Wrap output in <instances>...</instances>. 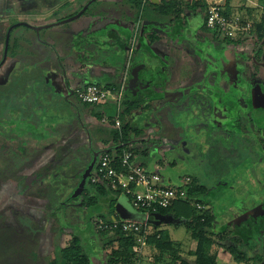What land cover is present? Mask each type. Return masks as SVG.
<instances>
[{
	"label": "rangeland",
	"instance_id": "1",
	"mask_svg": "<svg viewBox=\"0 0 264 264\" xmlns=\"http://www.w3.org/2000/svg\"><path fill=\"white\" fill-rule=\"evenodd\" d=\"M22 1L0 0V61L4 46V57L6 54L8 58L3 67V63L0 65V84L3 82L0 85V264H49L56 240L60 247H67L73 234L82 239L86 253L94 259V253L101 248L97 249V240L104 239L96 232L98 218L90 217H95L97 210L83 211L69 204L57 206L69 196V192H64L65 188L70 189L79 181L76 175L81 170L79 165L86 166L92 160L91 148L83 145L88 141L87 135H91L92 147L102 151L106 149V143L112 141L111 130H106L110 128L99 120L89 123L91 121L84 118V108L76 97H72L68 105L58 103L47 85L46 75L59 69L57 52H64L63 57L71 53L74 33L97 29V25L103 22L101 17L105 15L110 20L113 16L122 15V6H117L113 0H100L99 3V0H91L79 10V0ZM54 6L55 12L52 13L50 9ZM231 6L235 12L241 10L240 15H234L231 20L240 22L241 17L248 16L247 10L257 8L258 4L256 0H232ZM76 13L83 14L72 20ZM261 13L262 10H258L259 17ZM43 15L50 16L42 19ZM11 20L15 28L6 50L5 34ZM252 28L253 24L249 23L236 32V36L239 33L244 35L242 42L235 47L218 42L221 46L217 48L218 43L214 40H202L199 43L203 45L199 46L198 40L186 36L181 40L189 48V58H196L201 52L202 57H209L208 67L222 74L223 78L219 79L210 73L209 79H213L214 86L207 85L206 91L216 100L223 101L212 89L222 90L229 96L223 104L237 109L239 100L243 99L239 109L245 114L250 112L247 115L250 122H242V115L235 114L234 110H224L225 113L220 111L215 114L217 121L228 126V130L223 131V127L216 130L207 110L209 98L201 95L197 103L186 100L183 106L169 104L163 108L166 103L158 102L157 105L162 107L160 111H154L156 105L151 106L153 112L148 111L149 120L139 114L142 119L136 124L142 132L138 138L142 142L139 150L146 152L148 157L143 161L154 159L158 166L156 169L166 180L174 185L176 182L187 183L191 180L189 175L201 173L204 183H216L207 208L219 215L220 225L225 226V242L241 246L248 258L247 263H236L230 253H224L220 254L219 264H261L258 259L264 261V240L258 242L264 239V209L261 208L264 204V128L261 126L264 123V117H261L264 107L257 106L259 101L264 100V66L260 65L257 74L253 75L248 61L249 57L255 58V52L264 40L256 46L257 39ZM248 38L254 41L245 44ZM60 44L63 46L55 50V45ZM100 56L98 58L95 54V60L106 59L103 54ZM261 57L264 61V46ZM9 75L8 82L5 78ZM99 82L109 83L101 79ZM47 93L51 94L49 99L45 95ZM251 94L252 98L258 99L253 107L255 115L252 114V101L244 98L247 96L252 100ZM233 96L237 101L231 102ZM257 107L261 108L258 115L256 112L260 111L256 110ZM227 118L232 119L229 121ZM239 123L247 125V128L239 127ZM80 127H83V132ZM76 129L81 136L74 139L68 136L57 141L61 135L66 136ZM244 137L251 140L246 141ZM209 149H212L211 155ZM81 153L84 154L83 160H80ZM141 163L150 167L149 162ZM50 172L56 179L53 181L51 178L47 183L43 181L44 176ZM91 177L87 182L88 188ZM10 197L13 199L8 200ZM121 200L122 195L113 206L101 201L100 211L105 214L117 212ZM232 221L237 225L226 227ZM174 229L171 226L168 229L172 240L182 243L186 250L196 249L184 227ZM235 231L237 234H234ZM95 261L98 259L95 258ZM149 262L146 263L152 264L153 259L149 258Z\"/></svg>",
	"mask_w": 264,
	"mask_h": 264
},
{
	"label": "trees",
	"instance_id": "2",
	"mask_svg": "<svg viewBox=\"0 0 264 264\" xmlns=\"http://www.w3.org/2000/svg\"><path fill=\"white\" fill-rule=\"evenodd\" d=\"M125 1L130 6V8L136 11L138 16H141L140 18H142L143 20L147 19L149 21L156 22L157 24H160L164 27H168L171 25H181V22L184 20L187 24V25L185 24L187 26L185 30L189 29L192 34L193 33L196 34L195 31L201 32L205 34L206 37H208L207 39L214 40L217 43L224 42L227 43L228 45L231 44L234 47L238 46L242 42L241 39L242 36L244 35L242 33H239L237 34V36H235V38L230 39L220 34L219 32L211 31L210 29H208L207 27L208 8L204 0H191V1L160 0L158 4L154 3L152 0H125ZM231 1L232 0L226 1V6L222 12V14L229 19H232L241 12V10H239V12L238 11L235 12L233 7L231 6ZM256 1L258 7L247 10L248 16L241 17L240 26L245 27L249 23L253 24L252 33L253 35L255 34L256 36L255 39H257V41L255 42V45L257 46L260 44L262 40H264V0H256ZM260 9L262 10L261 17H259L257 14L258 10ZM77 13L75 15H77ZM195 22L196 24H194ZM188 25L191 27H189ZM247 41H245L244 43L247 44L250 41H254V40L251 39L249 41L248 38ZM217 46H218L217 48H219L221 44L218 43ZM263 46H264V42L262 43L261 48H259L255 52L254 55L255 58L254 57H249L251 59L248 58V61L254 71L253 75L257 74L260 65L264 66V61L262 60L261 57ZM222 56L223 55H221V57ZM211 72L214 73L219 79L223 78L220 72H216L211 69L207 71L208 74L207 79H209V75ZM95 84L104 89L114 88L115 90H120L121 88V84L118 83L101 84L98 81ZM201 91H203L202 95L209 98L207 110L210 114L212 125L217 128L216 130H220V128L216 124L217 119L215 113L220 111L224 112V110L227 112H232V110H234L235 114L242 115L240 117L242 122H247V123L250 122V120L247 117V115L250 112H246L245 114L239 109L242 108L243 105L242 103L244 102L243 99L239 100L240 103L239 102L238 103L240 105H237L238 106L237 109L233 105L229 106L223 104L224 100H227L229 96L227 93H224L222 90H218L214 88L212 89L214 94L221 96L223 101L216 100L215 96L207 92L206 89L204 88ZM198 93L199 92H192L188 95L186 94L184 98H181V100L178 102L177 105L183 106V104L186 103V100H192L194 104L197 103L199 99ZM74 97H76L77 99V96L74 95ZM244 98L245 100L248 99L249 102L252 101L251 104V109L253 110L252 114L255 115L253 107L256 106V100L258 101V99L255 100L254 98H252V94H251L252 100H250L247 96H244ZM233 101L235 100H231V102ZM259 102L260 104L257 106L264 107V100H261ZM81 107L92 108L91 113L100 121L103 119L104 115H108L110 120H113L117 115V107L114 104L105 105L104 107H102L103 109V111L101 110L102 112L98 110L100 107H91L85 104H81ZM139 107L140 104L138 102L130 103L124 101L122 103L123 112L122 115L120 116L121 128L120 129L110 128L111 129L110 133L112 135V146L102 151H96L94 148H91L89 152L91 153L92 158L95 153H99L101 156L107 153L111 154L113 152H116L117 161H118L116 168L120 169L119 160L121 159V156L125 151H130L134 154L133 159L137 163L136 160L139 158V152L137 151V149H135V145L133 147H131L130 145L133 144L136 139L140 138L142 134L140 130H138L135 126L132 125V123L134 122L132 120L134 112L138 110ZM257 108L258 109L256 110L260 111L259 109L261 108L259 107ZM111 109L113 110L112 112H110ZM79 111H81V109H79ZM258 113L260 114L261 111L256 112V115H258ZM224 117H229V116L224 115ZM261 117H264V115ZM231 119L232 118H227V120L229 121H231ZM244 125L245 124L242 123L238 124L239 127L243 126V128L246 129L247 125L245 126ZM261 126L264 128V123ZM84 128L86 129V127ZM221 129H223V131H227L228 126H224ZM244 139L246 141L251 140L250 137L248 138L244 137ZM211 152L212 149H209L208 153L210 155ZM212 156H214V152L212 153ZM83 157L84 154L81 153L80 158ZM88 164H86V166L79 165L81 170L76 174L77 177H79V181L74 183V185L71 186L70 189L65 188L64 192L65 191L69 192V196H67V198L64 197L62 203L58 204L57 208L60 206H67L69 204L70 207H74L76 209H80L83 211L91 210L92 212H95V210H97L95 217H93L92 215L90 216L91 219L98 218L106 223H111L114 219L122 216L116 214L113 211H110L107 214L102 213L100 211V203L101 201H105V202L107 201V203L110 206H113L117 202V199L120 197L121 192H115L110 188H107V186L93 185L91 182H89L88 185L89 188L87 187L85 189L81 197H79L76 200L71 199L74 190L79 185V182L81 180V175L85 171ZM200 174H198L197 176H193V174L189 175L191 178L190 182L187 183L176 182L177 184H175V187H177V191L179 195L184 192L185 197L175 201L174 204L168 209H160L158 211V214L155 215L154 218L152 219V224H154L155 217H162V218L169 217L174 221L178 222L179 223L178 227H184L187 230V232L190 234L192 242L196 243V249L194 251L190 249L186 250L187 247L185 248L182 243L172 240L168 230L158 228L156 226L148 238L144 255L141 256L136 252H134V248L137 245L136 242L137 236L132 234H124L122 232H115L113 234L109 231L98 233L100 238L104 237V239H102L101 241L100 239L97 240V245H98L97 249L99 250V247L101 248L97 253H94V259H92L91 255L86 253L82 243V239L79 236L72 233L73 234L72 241L66 248H61L56 240L54 244V251L49 264H143L142 260L149 258L153 259L152 264H218L217 257H218L219 248H223L226 251H228V253H230V255L232 256L233 260L236 263H242V262L247 263L248 262L247 254L243 252L241 246L239 245L236 246L233 245V243L228 244V242H225L227 240V238L223 237V230L225 229V226L220 225L219 215L216 216L211 209L207 208L210 198L213 197L212 188L216 185V183L214 182L211 185L204 183V181H202L200 177ZM44 177L46 179L44 178L43 181H46L47 183H50L51 178L53 181L54 179H56V177L53 174H51V172L49 173V175L46 174ZM56 183L58 184L57 181H55V184ZM108 198H111L112 200L110 201ZM127 201L129 202L128 199ZM135 213L137 214V217H135V219H142L145 216L144 212H135ZM234 225L237 224H234L232 221V222H228V225H226V227L227 226L232 227ZM235 233L237 234L236 231L234 232V234ZM218 238H219L218 242L221 243H218L216 241V239ZM95 258L98 259L97 262L95 261ZM254 263L256 264V262Z\"/></svg>",
	"mask_w": 264,
	"mask_h": 264
},
{
	"label": "crops",
	"instance_id": "3",
	"mask_svg": "<svg viewBox=\"0 0 264 264\" xmlns=\"http://www.w3.org/2000/svg\"><path fill=\"white\" fill-rule=\"evenodd\" d=\"M72 1L73 0L70 2ZM79 1L80 4L78 7H81L79 10L83 9L84 6L91 2V0ZM152 1L156 4L160 2V0ZM99 2L100 0L98 3ZM113 2L117 6H122V15L118 14L113 16L112 20H110L107 15L101 17L104 19L102 23L97 25V29L95 30L98 31L90 28L85 32L74 33L73 48L70 54H65L66 57H63L64 52L61 54L57 52L59 69L48 72L46 79L47 85L52 91L51 94L53 93L57 97L58 103H62L63 105L70 104L76 89H83L90 84L97 83L100 79L108 81L110 84H124L123 74L129 62V52L131 48L133 49V53L129 67L130 77L127 84H124V90L126 102H138L140 104L139 109L134 112L132 119L134 121L132 125L135 127L139 120L142 119L141 115H144L143 118L149 120L150 115H148V111L153 112V109H155L154 111H160L162 107L157 105L158 102L166 103L163 108H166L169 104L175 107L186 94L199 92L198 96L200 97L203 93V91H201L203 88L206 89L207 85L214 86V84L212 85L213 79H207L208 68L212 69V67H208V58L202 57L201 52L198 53V57L189 58L187 56L189 48L181 41L185 36L194 38L198 40L200 46L203 45V43H199L202 40H209L211 42V39H207L208 37H206L205 34L197 31H195L196 34H192L189 29L185 30L187 24L184 20L181 22V25H171L168 27H164L147 19L143 20L140 18L141 16L137 15L136 11L130 8L125 0H113ZM50 10L54 13L55 6ZM48 16L50 15H43L42 19ZM194 24H196V22ZM42 25L47 26L46 23L45 25L42 23ZM104 27L106 28L104 29ZM91 34L93 38L92 41H90L92 38H89ZM87 40L89 41L88 43H86ZM60 46L62 47L63 45H55V50ZM95 49L96 52L93 53L92 50ZM95 54L98 58L103 54L106 59L103 61L95 60ZM133 74L139 79L137 85L130 83ZM48 93L45 95L49 99L51 94ZM175 98L180 99L179 101H174ZM235 98L232 100L237 99ZM151 106L157 108L150 109ZM76 109L78 108L76 107ZM89 110L92 112V108H84L82 114H84V118L87 120L90 119L89 121L91 122L89 123L92 124L94 120L98 119L90 113ZM98 110L103 111L102 106H100ZM80 130L83 132V127H80ZM79 133L80 131L78 132L77 129L72 132L70 131L66 136L61 135L58 137L57 141L64 140L68 136L74 139L78 137V135L81 136ZM86 139L88 143L86 142V144L83 145L93 148L91 144V135L88 134ZM140 142V140L136 139L130 146L133 147L135 145V149L140 151ZM105 146L106 148H110L112 146V141H108ZM146 155V152L140 151L139 158L136 160L137 163L151 170L158 168V166H156L157 162H155L154 159L149 158V160L143 161L145 160L144 158H148ZM80 160H83V158H80ZM140 161L149 162L150 167ZM38 163L40 162L38 161ZM163 178L165 179V177ZM11 199H13V197L8 198V200ZM115 213L130 219L137 217V214L132 211L129 202L125 198L119 202L118 210ZM1 217L3 216L1 215ZM169 220H171V222H167ZM172 220L173 219L169 217H155L152 231L156 226L165 230H168L171 226L175 227L174 231L177 230L179 228V223ZM171 223H173V225H170ZM193 244L196 247V243ZM224 253L229 254L228 251L223 248L218 249V264L221 257L220 254L223 255ZM142 261H144V264H147L146 262L150 263L149 259H143Z\"/></svg>",
	"mask_w": 264,
	"mask_h": 264
},
{
	"label": "built area",
	"instance_id": "4",
	"mask_svg": "<svg viewBox=\"0 0 264 264\" xmlns=\"http://www.w3.org/2000/svg\"><path fill=\"white\" fill-rule=\"evenodd\" d=\"M207 4V27L211 31L219 32L230 39L235 38L236 32L241 31L239 20L226 18L222 12L226 6L227 0H204ZM249 27V25L247 26ZM133 49L129 52V62L123 74L124 84L130 77V59ZM124 84L120 90L114 88L104 89L96 84H90L83 89H76L74 95L77 96L81 104L91 107H104L108 104H114L117 107V115L113 120L103 116L101 123L111 129H120L123 108L125 101ZM134 154L125 151L119 160L120 169L116 168L118 163L116 152L101 155L90 179L93 185H104L115 192H121V195L130 202L131 209L134 212H144L142 219H130L119 217L111 223H106L98 219L95 222L96 232H122L137 236V245L134 252L144 255L145 247L150 234L152 233V219L158 214L160 209L170 208L175 201L185 197V193L179 195L177 187L166 181L161 172L155 169L152 171L139 165L133 159Z\"/></svg>",
	"mask_w": 264,
	"mask_h": 264
},
{
	"label": "water",
	"instance_id": "5",
	"mask_svg": "<svg viewBox=\"0 0 264 264\" xmlns=\"http://www.w3.org/2000/svg\"><path fill=\"white\" fill-rule=\"evenodd\" d=\"M83 13H84V12H83ZM83 13H81V14L75 16V18L72 17V18H73L72 20L76 19V17H81ZM41 30H42V29H41ZM37 31H40V29H37ZM8 37H9V36H8ZM8 44H9V40H8V38H7V42H6V50H7V48H8ZM5 58H6V54H5ZM128 80H129V79H128ZM130 81H131L130 83L137 85L138 82H139V79L137 78V76H135V75L133 74V75H132V78H131ZM217 126H218V127H222V126H220L218 123H217ZM99 156H100L99 153H95V154L93 155V158H92L91 162L87 165L85 171L83 172V174H82V176H81V180H80V182H79V185H78L77 188L74 190V192H73V194H72V196H71V199L76 200V199H78L79 197L82 196L84 190H85L86 187H87L88 179L92 176V174H93V172H94V170H95V168H96V165H97V163H98ZM123 214H125V213H123Z\"/></svg>",
	"mask_w": 264,
	"mask_h": 264
},
{
	"label": "flooded vegetation",
	"instance_id": "6",
	"mask_svg": "<svg viewBox=\"0 0 264 264\" xmlns=\"http://www.w3.org/2000/svg\"><path fill=\"white\" fill-rule=\"evenodd\" d=\"M22 2H25V0H23ZM21 24H23L24 22H20ZM25 25H26V23H24ZM14 28H15V23L13 22V20H11V25H10V27L8 28V30H7V32H6V34H5V39H6V42H7V38H8V40H9V44H10V40H11V34H12V32H13V30H14ZM9 36V37H8ZM10 46V45H9ZM8 51H9V49H8ZM4 53H5V46H4V50H3V57H2V59H1V61H0V65L2 64V67L6 64V62L8 61V58H5L4 57ZM5 60V61H4ZM1 67V68H2ZM0 68V69H1ZM9 77V78H8ZM7 78H5V79H7V81L9 82L10 81V75L8 76ZM3 84V82L0 84V85H2ZM236 99V98H235ZM235 101H237V99L235 100ZM235 101H233V102H235ZM239 104V103H238ZM219 124L220 126H222V127H224L225 125H223L222 123H220V122H218V121H216V124ZM262 209H264V204H262V207H261ZM263 228V227H262ZM264 229V228H263ZM257 240L259 239V237H257L256 238ZM263 238H261V240L260 241H258V242H263ZM262 245V244H261ZM258 246H259V244H258ZM258 261L261 263V264H264V261H261V259H258ZM253 264H255V263H253Z\"/></svg>",
	"mask_w": 264,
	"mask_h": 264
}]
</instances>
